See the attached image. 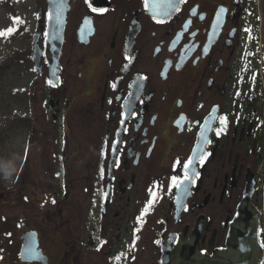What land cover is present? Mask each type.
I'll return each instance as SVG.
<instances>
[{"label":"flooded vegetation","instance_id":"af4514ba","mask_svg":"<svg viewBox=\"0 0 264 264\" xmlns=\"http://www.w3.org/2000/svg\"><path fill=\"white\" fill-rule=\"evenodd\" d=\"M9 3L31 10L25 32L17 15L14 42L26 48L10 60L28 71L25 86L47 89L44 110L63 136L47 153L63 184L37 198L25 181L21 195L19 184L0 192V207L17 205L11 217L24 209L20 223L0 212V264H161L169 242L174 252L190 241L211 257L249 187L264 264L258 0H0ZM66 132L93 138L81 146L95 153L85 195Z\"/></svg>","mask_w":264,"mask_h":264},{"label":"rangeland","instance_id":"374dc122","mask_svg":"<svg viewBox=\"0 0 264 264\" xmlns=\"http://www.w3.org/2000/svg\"><path fill=\"white\" fill-rule=\"evenodd\" d=\"M9 4H0V32L8 28L13 29L11 34L0 36V192L12 189L19 184L16 192L21 195L22 182L25 181L30 194L37 198L41 193L53 194L57 188L60 189L62 186L60 179L54 178L59 164L56 159L50 158L47 152L52 150L50 142L53 139L55 140L53 141L54 149L59 148L63 143V136L60 125L52 122L51 112L44 110L47 89L25 86V78L30 77L28 71L26 72L24 67L21 68L10 60L13 48H26L25 40L22 44L14 42L17 36L15 31L19 29L15 26L14 18H17L18 14L27 18V26L25 23L22 25L24 32L33 25V22L30 19L32 14L29 8L14 9L11 3ZM258 4L262 8H260L261 18L264 13V0H258ZM255 25L258 26V24ZM260 25L261 23L258 27ZM22 53L19 52L18 55H22ZM23 58L21 57L22 66ZM10 66L14 67L10 68ZM260 85L264 89V78L263 84L260 78ZM67 135L66 132L64 145L67 146L69 143L71 149L70 156L73 161L70 171L76 180L73 186L76 191L85 195V189H87L92 175L91 161L95 157V153L91 154L93 144L85 149L86 152L81 149V146L85 143L87 145L93 138L90 134L87 135L89 138L86 135L71 134L67 139ZM61 169L62 167H60ZM257 172L260 174L261 169H258ZM14 178L19 180L12 184ZM50 187H53L54 191H50ZM36 203L39 205L38 201ZM14 205L17 206L15 202L11 201L10 206ZM10 206L3 205L0 207V212L7 215L9 223H20L22 220L20 221L19 215H22L24 211L23 206H18L16 213H12V217L9 214ZM48 207L49 205L45 209ZM151 215L147 217L145 223L147 225L151 222L153 223L151 227H155L157 223L150 219Z\"/></svg>","mask_w":264,"mask_h":264},{"label":"water","instance_id":"95a60500","mask_svg":"<svg viewBox=\"0 0 264 264\" xmlns=\"http://www.w3.org/2000/svg\"><path fill=\"white\" fill-rule=\"evenodd\" d=\"M40 58V52L36 47L37 69ZM252 195L253 189L249 187L232 224L225 248L218 250L211 257H206L192 241L177 243L174 252H172L173 242H169L163 249L161 264H260L262 254L259 239L260 216L251 203ZM37 249L36 246L31 254L38 252Z\"/></svg>","mask_w":264,"mask_h":264},{"label":"snow or ice","instance_id":"6c2138e0","mask_svg":"<svg viewBox=\"0 0 264 264\" xmlns=\"http://www.w3.org/2000/svg\"><path fill=\"white\" fill-rule=\"evenodd\" d=\"M170 6H172L170 4ZM221 11H224L223 9ZM18 18H14V22L17 20ZM13 32L12 28H8L7 30L0 32V36H5V35H9ZM224 118H221L222 122H223ZM219 135V132L217 133ZM192 164V160L190 159L185 165H184V170H185V175H184V179L187 180L188 177V171H189V165ZM182 182V181H181ZM173 184H177V178H173Z\"/></svg>","mask_w":264,"mask_h":264},{"label":"bare ground","instance_id":"6f19581e","mask_svg":"<svg viewBox=\"0 0 264 264\" xmlns=\"http://www.w3.org/2000/svg\"><path fill=\"white\" fill-rule=\"evenodd\" d=\"M59 179H60V182L63 184V175L62 174H60Z\"/></svg>","mask_w":264,"mask_h":264},{"label":"built area","instance_id":"2783aa9c","mask_svg":"<svg viewBox=\"0 0 264 264\" xmlns=\"http://www.w3.org/2000/svg\"><path fill=\"white\" fill-rule=\"evenodd\" d=\"M263 78H264V76H262V84H263ZM262 90H264L263 87H262Z\"/></svg>","mask_w":264,"mask_h":264}]
</instances>
